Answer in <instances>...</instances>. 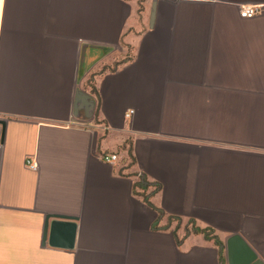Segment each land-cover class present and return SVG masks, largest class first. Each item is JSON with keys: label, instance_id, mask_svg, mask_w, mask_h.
I'll list each match as a JSON object with an SVG mask.
<instances>
[{"label": "crops", "instance_id": "obj_1", "mask_svg": "<svg viewBox=\"0 0 264 264\" xmlns=\"http://www.w3.org/2000/svg\"><path fill=\"white\" fill-rule=\"evenodd\" d=\"M243 6L264 0H0V264H241L233 235L264 262V9ZM46 215L76 219L72 249Z\"/></svg>", "mask_w": 264, "mask_h": 264}, {"label": "water", "instance_id": "obj_2", "mask_svg": "<svg viewBox=\"0 0 264 264\" xmlns=\"http://www.w3.org/2000/svg\"><path fill=\"white\" fill-rule=\"evenodd\" d=\"M75 95L77 99L73 108V116L76 117L77 112L82 110L84 112V118L90 119L94 106L93 99L89 94L83 91H76ZM77 100H79V102ZM4 126L5 122L0 120V144L3 139ZM42 230V243L47 242L49 246L72 249L77 236L78 225L76 219L46 215L44 217ZM229 241L243 252L241 264H264L240 236L233 235Z\"/></svg>", "mask_w": 264, "mask_h": 264}, {"label": "built area", "instance_id": "obj_3", "mask_svg": "<svg viewBox=\"0 0 264 264\" xmlns=\"http://www.w3.org/2000/svg\"><path fill=\"white\" fill-rule=\"evenodd\" d=\"M264 7L262 6H243L239 10V16L241 18H251L253 16L259 15L263 12ZM98 160L107 165L114 164L117 161V156L115 154L101 155ZM27 168L33 170L36 168V164L32 162H26Z\"/></svg>", "mask_w": 264, "mask_h": 264}, {"label": "trees", "instance_id": "obj_4", "mask_svg": "<svg viewBox=\"0 0 264 264\" xmlns=\"http://www.w3.org/2000/svg\"><path fill=\"white\" fill-rule=\"evenodd\" d=\"M88 89H89L90 94L97 99L98 94H97V90H96L93 82H91V81L88 82ZM189 224L191 225V228H192V231L194 232V234H205L207 237L210 235V233L206 229H199V228L195 227L193 224H191L190 222H189Z\"/></svg>", "mask_w": 264, "mask_h": 264}, {"label": "rangeland", "instance_id": "obj_5", "mask_svg": "<svg viewBox=\"0 0 264 264\" xmlns=\"http://www.w3.org/2000/svg\"><path fill=\"white\" fill-rule=\"evenodd\" d=\"M178 226H180V224H178ZM187 228H188V229H190V227H189V226H187ZM181 234H182V233H181Z\"/></svg>", "mask_w": 264, "mask_h": 264}]
</instances>
